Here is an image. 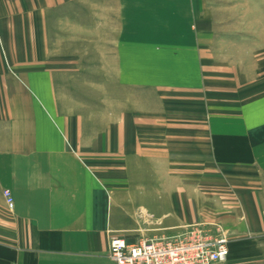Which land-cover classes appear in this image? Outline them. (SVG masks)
<instances>
[{
    "label": "crops",
    "instance_id": "obj_1",
    "mask_svg": "<svg viewBox=\"0 0 264 264\" xmlns=\"http://www.w3.org/2000/svg\"><path fill=\"white\" fill-rule=\"evenodd\" d=\"M70 1L118 20L92 92L45 58V14ZM27 2L0 14L1 49L18 52L0 62V264H116L111 236L194 220L229 235L212 264H264V0ZM186 162L209 207L187 198Z\"/></svg>",
    "mask_w": 264,
    "mask_h": 264
},
{
    "label": "rangeland",
    "instance_id": "obj_2",
    "mask_svg": "<svg viewBox=\"0 0 264 264\" xmlns=\"http://www.w3.org/2000/svg\"><path fill=\"white\" fill-rule=\"evenodd\" d=\"M27 1L31 0H0V14H6V17L9 18L5 19L6 21H12V17H17L18 11L24 7L25 4H28ZM66 8H68V10H66ZM85 12L87 11L85 9L83 11L80 1H70L68 4H63L61 8L57 10L54 9L46 12L44 22L46 23V40L49 46L45 53V58L49 59L52 54L51 57H56L59 61V70H63V72L67 74H79V77L76 79L77 81L74 79L73 84H71V89L89 90L92 92L98 90V77L103 76L104 70H106L105 74H108V70L112 69L107 66L104 67L103 61L106 60V62L109 63L112 59V52L110 49L117 38L118 20L117 18L99 20L97 19L99 11L92 8H90L89 11V18L84 19ZM67 14L71 15V18L67 19ZM5 33L11 35L13 33L12 28L6 30ZM11 42L12 41L9 40V44L6 45V50L1 49L0 44V62L4 65L6 64L7 68H9V66H7L6 61L10 64L18 54L16 50H13V43ZM68 87L70 88L69 85ZM109 87L110 84L107 83L106 89H109ZM184 166L182 167L185 168L187 176L190 177L186 179L187 198L190 200L194 198L201 199L203 204L209 207L211 196L209 194L210 184L208 178H194L193 174L195 168L193 163L186 162ZM202 166L203 167L199 170L209 174L208 166ZM197 169L198 168H196V170ZM186 213L187 215H194L195 212L187 211ZM196 213L204 214L207 217L211 214L209 208L201 212L197 211ZM208 221L209 220L187 221L185 226L180 227L178 231L183 230L187 225L192 223H209L221 226L219 223H210ZM221 228L226 231L222 226ZM228 237L229 235L227 234V238Z\"/></svg>",
    "mask_w": 264,
    "mask_h": 264
},
{
    "label": "built area",
    "instance_id": "obj_3",
    "mask_svg": "<svg viewBox=\"0 0 264 264\" xmlns=\"http://www.w3.org/2000/svg\"><path fill=\"white\" fill-rule=\"evenodd\" d=\"M3 194L8 207H12L10 191L4 189ZM262 219L264 222V212ZM227 239L219 225L192 223L172 235L134 242L111 236L108 255L116 264H212L226 259Z\"/></svg>",
    "mask_w": 264,
    "mask_h": 264
}]
</instances>
